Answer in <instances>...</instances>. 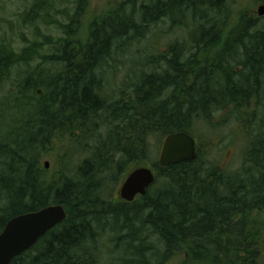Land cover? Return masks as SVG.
<instances>
[{
    "label": "trees",
    "instance_id": "16d2710c",
    "mask_svg": "<svg viewBox=\"0 0 264 264\" xmlns=\"http://www.w3.org/2000/svg\"><path fill=\"white\" fill-rule=\"evenodd\" d=\"M122 1L124 6L119 3L90 26L82 47L66 40L59 49L55 61L62 63L63 71L44 92L47 102L32 108L30 103H16L13 112L7 111L11 118L4 121V127L11 128L0 130V231L12 216L48 204L60 203L67 213L64 221L11 264H99V257L104 256L100 242L105 225L112 235L108 240L124 237L121 259L126 253L141 258L143 247L136 244L139 224L162 244L165 257L182 253L192 263L260 264L264 112L256 136L244 146L240 167L233 172L215 174L214 167L202 164L197 148L193 160L164 167L158 161L148 165L155 173L154 182L131 202L116 200L114 193L102 194L104 180L100 177L102 172L119 173L112 171L111 164L121 169L127 162L145 158L146 140L151 136L162 139L161 143L168 134L179 131L193 137L196 116L207 121L216 110L230 106L237 110L238 122L250 124L264 67V29L251 32L256 19L243 14L232 18V1L237 0ZM37 7L35 3L26 9L24 20L33 23ZM164 18L183 29L185 38L169 44L161 55L163 72L139 77L132 90L118 100L101 98L95 71H100L112 49L144 35ZM72 25L66 35L73 33ZM29 49L17 55L0 50V79ZM211 50L214 53L205 56ZM37 84L30 76L20 82L31 90ZM97 119L106 124L108 136L101 137L91 155L81 161L77 175L62 176L58 182L44 179L37 149L66 131L68 123L72 130L75 124L84 131ZM111 181L116 186L117 179ZM110 187L113 189L111 182ZM254 212L258 219L252 217Z\"/></svg>",
    "mask_w": 264,
    "mask_h": 264
},
{
    "label": "rangeland",
    "instance_id": "374dc122",
    "mask_svg": "<svg viewBox=\"0 0 264 264\" xmlns=\"http://www.w3.org/2000/svg\"><path fill=\"white\" fill-rule=\"evenodd\" d=\"M263 1H232L230 15L234 20L242 14L256 19V27L251 32L264 29V15L258 16L256 13L258 6L262 5ZM35 3L38 6L36 8L38 14L30 24L24 20V12ZM119 3L125 5L122 0H0V50H10L17 55L22 49L30 48V53L23 60L14 61L7 74L0 79V130L3 128V131H6L11 128L7 126L5 129L4 121L10 122L6 119L11 118L7 114L13 112L12 105L30 103L32 108L41 101H48L47 95L43 96L44 92L51 81L63 71L62 63L55 61L58 59L59 49L66 40L82 47L90 26L97 24L105 15L114 11ZM72 18L74 19L71 21ZM231 23L233 22H229V25ZM71 24H73L71 27L73 33L66 35V32H69L68 26ZM182 30L164 18L151 25L144 35L133 36L124 45V42H120L102 63L100 71H95L99 77L97 85V87L99 86V96L113 102L130 92L133 82L139 77L154 72L162 73L165 61L161 59V55L169 44L184 41L185 36L182 34ZM225 30L227 32L226 27ZM213 53L214 50H211L205 56L209 57ZM235 69L239 71V68ZM260 74L262 75L259 83L260 89L256 97L258 105L255 102L252 103L251 108L254 116L250 119V124L238 122L236 119L237 110L230 106L216 110L207 121L203 120L204 118L195 117L192 133L197 143L198 154L203 160L202 164H205L206 168L214 167L217 175L237 170L241 164L245 144L249 139L252 140L253 136H256L257 122L264 112V67ZM26 76H30L34 84L38 83L32 90L28 89V86L21 87L20 85L21 80ZM38 90L41 91L40 94L36 92ZM165 92L164 96L168 90ZM4 109L5 112H8L4 113ZM107 125L110 129L113 128L111 123ZM105 126L103 121L97 119L89 126L86 125L85 130L82 131L75 124L72 130L68 123L66 131L58 134L49 144L40 147L35 153L38 156V164L43 170L42 177L58 182V178L62 176L77 175L81 161L91 155V151L95 149L93 146L98 144L101 137L107 138L108 133L105 131ZM243 126L246 131L242 130ZM146 141L148 153L145 158L127 162L121 169H117L111 164L112 171H118L120 175L119 173H116L115 176L107 172L101 173L100 178L104 180V183L103 181L100 183L104 188L101 189L102 194L114 193L115 199L121 200L118 195L119 187L127 173L135 167L148 166L152 162L158 161L162 139L158 140L151 136ZM45 162L48 163L47 167H45ZM111 179H117L116 186ZM110 182L113 189L110 187ZM252 217L258 219L257 213L254 212ZM263 218L264 212L262 220ZM138 227L137 233L140 240L136 244L143 247V252L140 251L141 258L136 259L132 253H126L125 257L121 259L120 257L124 256L122 254L124 237L119 235L114 240H108L110 231L105 225L103 239L100 242L104 256L99 257V264H107L108 261L111 264H124V262L132 264L134 260L141 261L142 264H147L149 260L156 264H211L202 261L192 263L193 261L187 259L182 253L177 256L165 257L162 252V244L156 240L152 232H144L140 224ZM262 243L263 255L260 257V264H264V233ZM145 248H148L147 251ZM203 256L205 257V254ZM107 258L108 260H106ZM127 261L129 262L127 263ZM213 264H217V262L213 261Z\"/></svg>",
    "mask_w": 264,
    "mask_h": 264
},
{
    "label": "water",
    "instance_id": "95a60500",
    "mask_svg": "<svg viewBox=\"0 0 264 264\" xmlns=\"http://www.w3.org/2000/svg\"><path fill=\"white\" fill-rule=\"evenodd\" d=\"M258 16L264 15V2L258 6ZM40 94L41 91L38 90ZM196 157L195 139L185 131L168 134L162 142L158 163L167 166ZM48 163L45 162V167ZM155 173L147 166L133 168L119 187V197L131 202L137 195H144L154 182ZM66 210L60 203L48 204L37 210L12 216L0 231V264L11 261L34 245L48 230L66 218Z\"/></svg>",
    "mask_w": 264,
    "mask_h": 264
}]
</instances>
